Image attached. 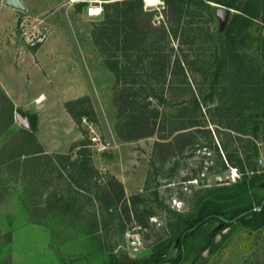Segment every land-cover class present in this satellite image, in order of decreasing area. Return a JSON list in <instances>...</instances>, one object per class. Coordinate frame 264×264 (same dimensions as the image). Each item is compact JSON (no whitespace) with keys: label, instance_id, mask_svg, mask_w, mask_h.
<instances>
[{"label":"rangeland","instance_id":"374dc122","mask_svg":"<svg viewBox=\"0 0 264 264\" xmlns=\"http://www.w3.org/2000/svg\"><path fill=\"white\" fill-rule=\"evenodd\" d=\"M109 1L115 0L59 2L70 9L63 27L68 24L88 65L93 83L88 98L98 134L102 140L113 141V148L95 163L91 150L92 161L102 175L101 185L115 179L122 183L125 196L107 210L105 202L95 200V186L78 191L67 173L57 170L41 177L44 185L32 193L23 192L21 182L7 181V194L0 202V231L16 235L10 245L9 264H118L115 259L154 264L151 257L156 252H164V261L176 264L180 243L163 244L187 229V221L195 219L205 203L235 192L239 196L223 200L228 218L245 207L264 205V21L255 20L228 44L229 24L241 14L237 9L212 0H180L184 12L170 26L163 12L164 0L150 7L143 0L144 10L155 12L153 24H165L168 36L152 35L146 43L134 46L129 75L121 74V80L127 78L136 95L137 110L152 116L154 131L152 136L124 141L118 136L121 125L114 101L115 77L92 37L94 25L102 19L103 3ZM78 3L83 4L81 8ZM90 8H100L101 13L89 15ZM222 8L228 11L224 20L218 17ZM30 19L25 15L18 21L24 39V32L44 33L47 39L53 33L46 25L38 28L41 22ZM241 28L238 25L237 29ZM190 121L196 122L195 126L182 129ZM82 129L89 140V131L83 125ZM181 133L186 139L181 152L177 150L169 158H164L162 150L156 152V141L171 142ZM179 143L183 146V141ZM250 181L253 185L240 195L235 186L244 182L250 186ZM55 199L74 201L71 210L82 209L87 218L96 213L100 231L84 235L79 226L67 227L52 214L41 224L32 223L34 210L48 207L47 202ZM111 212L117 215L113 220ZM149 213L148 222L138 221L136 215L146 220ZM30 225L38 227L30 236L25 232L21 236ZM38 232L40 240H36ZM203 246L207 249L201 253ZM183 249L185 257L180 264H264V226L254 229L238 219L224 226L211 220L186 237Z\"/></svg>","mask_w":264,"mask_h":264},{"label":"trees","instance_id":"16d2710c","mask_svg":"<svg viewBox=\"0 0 264 264\" xmlns=\"http://www.w3.org/2000/svg\"><path fill=\"white\" fill-rule=\"evenodd\" d=\"M212 2L241 12V14L235 15L229 24L227 31L228 44L235 42L237 38L235 34L243 33L242 31L250 28L255 20L264 21V0H241L239 3H237L238 0H212ZM164 4L163 12L171 26L172 20H179L182 17L184 4L182 5L180 0H164ZM102 9V19L99 24L94 25L92 37L104 64L115 77L114 101L119 112L120 121L118 126L121 125L118 136L124 141L152 136L154 135L151 127L152 116L145 111L137 110L135 107L137 104L136 95L128 87V79L125 77L124 81L121 80V74L123 73L124 76L126 74L129 75V70L131 69L129 57L132 50H134V46L136 47L140 42L141 44L146 43L152 35L156 36V38L167 37L168 28L165 24L159 26L153 24L155 12L145 11L143 0L109 1L103 3ZM238 25L242 26L241 30L237 29ZM232 53H230L231 56ZM66 107L79 126L82 125L84 117H88L92 122L95 118L94 109L88 97L69 102ZM196 107H199V103H196ZM196 107L194 110H197ZM14 122V105L0 87V138L11 128ZM195 123L193 121L184 123L182 129L194 127ZM34 129L35 126L32 127V130ZM140 129L143 130L140 131ZM82 133L83 136H87L86 131L83 130ZM181 134L171 142H162L164 140L162 138L156 141V152L157 150H162L165 153L164 158L173 156V153L177 150L181 152L186 145V142H184L186 139L181 137L185 136V133ZM181 141H183V146L179 143ZM175 142L179 145H175ZM89 145L90 141L84 137L81 141L72 144L68 154L51 157L44 153V149L33 132L21 130L0 149V202H4V197L8 190L6 187L7 183L2 180L5 174L9 177H16V181L21 180L23 192L32 190V193L44 185L41 179L49 173V170L50 172L57 170L63 175L67 173L70 184L78 191H90L91 187L95 186L97 188L95 200H102L105 202L107 210H110L111 206H114L118 200L121 201L124 198V188L121 182L110 178L108 183L101 185L102 175L92 161ZM43 165H45V168ZM251 172H253V176L257 175L256 169ZM63 175H60V177H63ZM248 184L249 182H244L238 186L236 185L235 188H239L241 195L249 190V187L253 185V181H250V186ZM242 188L244 189L243 192ZM232 189L225 190L231 191ZM237 196L239 195L231 192L226 197L218 196V201H208L201 207L195 219L187 221V229L180 232L175 240L169 239L164 242L163 245H168L171 241L176 244L177 239H180L179 256L175 261L176 264H180L185 257L183 242L186 237L211 220H216L224 226L229 223H225L221 218L228 220L238 219L244 225L254 229L264 226V205L261 203L258 204V207H261L259 211H252L254 207L251 205L239 212L234 211V214L229 218L225 217L223 200H231ZM47 205L48 207L43 209L39 207V209L34 210L32 223L41 224L44 219H48L51 216L50 214H52L51 217L63 221L67 227L79 226L84 235H93L100 231L101 222H99L96 213L90 214L89 218H87L88 213L83 212L82 209L71 210L75 206L74 201L64 203L62 199H55L54 201H48ZM62 207H65V209ZM125 213L128 221H131V214L128 208H126ZM116 216L111 212L110 220H113L111 217L114 218ZM151 216L152 213H149L146 216V220H144L139 215H136L138 221L140 223L143 222V224L148 222ZM215 233L216 230L213 231L212 235L214 236ZM12 240L13 234L11 231L7 233L0 231V241H3L0 242V253L3 254L0 257V264L10 263L12 256L10 245ZM206 249L207 246H203L200 252L203 253ZM3 250H5V255ZM164 256V252H156L151 258L154 264H170L164 261ZM115 262L121 263L117 259H115Z\"/></svg>","mask_w":264,"mask_h":264},{"label":"crops","instance_id":"0c3cea01","mask_svg":"<svg viewBox=\"0 0 264 264\" xmlns=\"http://www.w3.org/2000/svg\"><path fill=\"white\" fill-rule=\"evenodd\" d=\"M21 1L26 7L24 12L6 6L5 0L0 4V87L14 105L15 120L16 114H21L28 120L30 129L15 121L0 138V149L21 130H28L36 135L45 154L66 155L74 142L84 139L82 125L76 123L66 104L90 96L93 83L88 65L68 24L63 27L71 14L65 4L60 0ZM25 15L43 23L38 28L46 25L53 30L44 44L32 48L19 33L18 21ZM94 154L95 163L103 154ZM11 179L16 181V177L7 174L2 178L6 183ZM37 227L27 226L21 236L23 232L30 236ZM36 236L40 240L39 232ZM15 237L14 232L12 244Z\"/></svg>","mask_w":264,"mask_h":264},{"label":"built area","instance_id":"2783aa9c","mask_svg":"<svg viewBox=\"0 0 264 264\" xmlns=\"http://www.w3.org/2000/svg\"><path fill=\"white\" fill-rule=\"evenodd\" d=\"M25 36V41L30 47H38L39 45L45 43L47 36L44 33L38 32L35 33H23ZM82 125L89 131L90 133V145L91 150L97 154H103L104 152L113 148L112 139L102 140L100 135L98 134V126L96 123L88 120L87 118L82 119Z\"/></svg>","mask_w":264,"mask_h":264},{"label":"water","instance_id":"95a60500","mask_svg":"<svg viewBox=\"0 0 264 264\" xmlns=\"http://www.w3.org/2000/svg\"><path fill=\"white\" fill-rule=\"evenodd\" d=\"M5 5L8 6V7H11V8H14L16 10H19V11H26V7L24 6V4L22 3L21 0H5ZM228 14V11H226L225 9H220L218 11V17L222 20L226 19V16ZM16 119L17 121L21 124V126L25 129H30V125L28 123V120L23 117L21 114H16ZM261 209V207H258V208H254L252 211H259ZM222 220H224L225 223H230V222H233L234 220H228V219H224V218H221ZM180 239L177 240V242H179ZM136 260L135 259H132V260H119V262H124V263H133L135 262Z\"/></svg>","mask_w":264,"mask_h":264},{"label":"bare ground","instance_id":"6f19581e","mask_svg":"<svg viewBox=\"0 0 264 264\" xmlns=\"http://www.w3.org/2000/svg\"><path fill=\"white\" fill-rule=\"evenodd\" d=\"M159 0H145L146 2V5L148 7L152 6V5H155L156 2H158ZM89 15H98L101 13V9L100 8H90L89 11H88ZM235 172V171H234ZM234 174V173H233ZM236 175V174H235Z\"/></svg>","mask_w":264,"mask_h":264},{"label":"flooded vegetation","instance_id":"af4514ba","mask_svg":"<svg viewBox=\"0 0 264 264\" xmlns=\"http://www.w3.org/2000/svg\"><path fill=\"white\" fill-rule=\"evenodd\" d=\"M177 240H178V239H177ZM179 243H180V241H179V242L176 241V245H178Z\"/></svg>","mask_w":264,"mask_h":264}]
</instances>
